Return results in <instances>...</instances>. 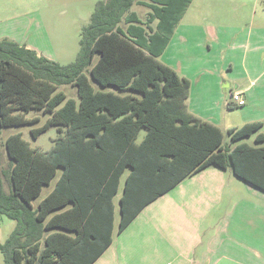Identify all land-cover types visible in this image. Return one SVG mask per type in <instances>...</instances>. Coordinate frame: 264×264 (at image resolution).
Listing matches in <instances>:
<instances>
[{"label":"trees","instance_id":"obj_1","mask_svg":"<svg viewBox=\"0 0 264 264\" xmlns=\"http://www.w3.org/2000/svg\"><path fill=\"white\" fill-rule=\"evenodd\" d=\"M135 4L149 9L145 20ZM191 4L100 1L69 65L0 42V215L16 222L0 244L5 264H94L146 206L211 166L264 192L262 125L229 129L225 142L189 112L190 81L160 60ZM33 111L49 117L32 137L57 128L53 146L33 148L21 132L3 142V129L40 121ZM250 137L257 146L241 142Z\"/></svg>","mask_w":264,"mask_h":264},{"label":"crops","instance_id":"obj_2","mask_svg":"<svg viewBox=\"0 0 264 264\" xmlns=\"http://www.w3.org/2000/svg\"><path fill=\"white\" fill-rule=\"evenodd\" d=\"M194 5L161 62L190 81L188 109L195 117L223 132L259 123L264 133V19L215 27L203 14L189 17ZM237 92L246 104L232 116ZM166 196L164 211L150 209L160 198L146 206L94 264H264L262 190L211 166ZM10 226L0 225V244L16 225Z\"/></svg>","mask_w":264,"mask_h":264},{"label":"rangeland","instance_id":"obj_3","mask_svg":"<svg viewBox=\"0 0 264 264\" xmlns=\"http://www.w3.org/2000/svg\"><path fill=\"white\" fill-rule=\"evenodd\" d=\"M100 1L105 0H0V42L4 40L13 41L21 46L30 47L39 55L57 62L61 65L73 63L80 52V40L82 29L87 26L94 10ZM195 5L190 11L189 17L203 14L208 23L212 26H223L240 22L260 21L264 19V0H194ZM202 4L204 8H202ZM132 11L145 20L149 9L135 4ZM122 26H126L122 24ZM216 51H209L213 55ZM113 89V88H111ZM61 90L69 97L77 98L76 89L71 86H63ZM241 108H229L232 116L239 115ZM28 118H39L40 121L27 126L12 127L2 130L3 142L8 136L21 132L23 138L27 140L33 148L43 151L49 150L59 136L57 128H51L43 133L37 140L32 137L31 130L41 127L47 121L49 115L42 111H33L27 114ZM225 132V142H229L227 131ZM141 134V139L144 136ZM241 142L255 145L254 137L246 138ZM240 143V142H238ZM9 167V160L4 147H1V168L6 170ZM6 190L8 183L2 177ZM55 183V182H54ZM54 183L52 186H54ZM7 185V186H6ZM51 187H45L42 195L35 201L40 202L46 197ZM118 200V199H117ZM167 196L161 197L152 211H164ZM153 207V206H152ZM4 220L2 229L16 225V222L6 216L0 215ZM119 210L116 213V228L119 225ZM1 222V221H0ZM10 226V227H11ZM116 236V235H115ZM0 264H4L3 254L0 252Z\"/></svg>","mask_w":264,"mask_h":264},{"label":"built area","instance_id":"obj_4","mask_svg":"<svg viewBox=\"0 0 264 264\" xmlns=\"http://www.w3.org/2000/svg\"><path fill=\"white\" fill-rule=\"evenodd\" d=\"M232 101L236 104L238 107H242L246 104V100L242 96L241 93L237 92L232 95Z\"/></svg>","mask_w":264,"mask_h":264}]
</instances>
